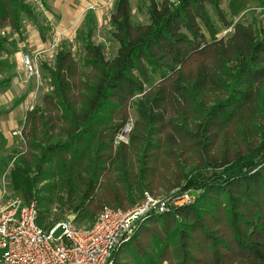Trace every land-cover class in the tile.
Returning <instances> with one entry per match:
<instances>
[{
  "label": "trees",
  "instance_id": "16d2710c",
  "mask_svg": "<svg viewBox=\"0 0 264 264\" xmlns=\"http://www.w3.org/2000/svg\"><path fill=\"white\" fill-rule=\"evenodd\" d=\"M222 4L149 0V23L135 24L130 0H115L113 58L93 40L89 12L77 38L81 61L61 44L54 64H42L51 91L26 113L13 191L27 202L38 200L40 185L64 191L78 225H91L105 206L128 211L146 193L195 194L144 218L115 264H264V26L238 21L220 36L219 23L231 26ZM27 24L47 41L31 4L0 0V30L21 38ZM6 41L0 36L8 54ZM132 105L130 142L115 146ZM6 165L0 157V171ZM55 221L40 212L41 226Z\"/></svg>",
  "mask_w": 264,
  "mask_h": 264
},
{
  "label": "built area",
  "instance_id": "2783aa9c",
  "mask_svg": "<svg viewBox=\"0 0 264 264\" xmlns=\"http://www.w3.org/2000/svg\"><path fill=\"white\" fill-rule=\"evenodd\" d=\"M258 10L264 11V0ZM105 14L111 23L112 13ZM232 30L230 26L228 31ZM42 54L43 51L25 52L20 59V67L29 80L37 82V87L43 75ZM33 108L30 102L28 110ZM134 123L132 117L119 131L115 146L129 144ZM22 131L23 126L13 135L23 140ZM174 199L175 205H184L191 202L192 196L183 193ZM167 201L169 198L164 200L146 193L128 211L105 206L91 225L80 226L71 218L45 228L39 224L37 202H27L12 191L5 174L0 186V264H115V251L131 240L139 223L150 213L165 210Z\"/></svg>",
  "mask_w": 264,
  "mask_h": 264
},
{
  "label": "rangeland",
  "instance_id": "374dc122",
  "mask_svg": "<svg viewBox=\"0 0 264 264\" xmlns=\"http://www.w3.org/2000/svg\"><path fill=\"white\" fill-rule=\"evenodd\" d=\"M29 4H31L36 13L39 15L40 19L44 22L47 23V29L45 30L46 37L47 39H54L55 30L56 27H60L59 29H69V26L74 29H85V18L86 14L88 13L86 10L83 15H78L77 13H69L68 17H61L58 15H53L52 20L48 19L49 11L47 10V6L45 3H43L41 0H26ZM107 2L105 5L102 6L103 10V23L102 25L96 26L95 24V30H94V37H95V42L97 44H101L104 47L105 55L107 59H111L116 55V51L118 50L119 44L118 42L114 39L113 37V30H112V25L110 22L107 20V16L105 14L106 11H109L113 13L114 9L109 10L108 7L111 9L110 5L114 4V0H112L111 4ZM149 0H130L131 2V8H132V19L135 24H148L149 23V16L147 13V5H148ZM158 2H163L164 0H156ZM47 4L49 3V0L46 1ZM49 5V4H48ZM210 15L215 18L214 12L211 7L208 8ZM238 21L244 22V23H254L264 26V11L262 10H252L249 13H247V16H245L244 19H240ZM236 21V22H238ZM232 23L231 26H234L236 23ZM220 27V36H228L232 33V31H228L229 27H225L222 24L219 23ZM38 29L32 25L28 24L26 26V31L22 35L21 38H19L18 35L13 34L11 29L9 27L3 28L0 30V36L4 37L7 39L5 43L6 51L8 52L5 53L4 51L0 52V60L2 61H9V66L6 68H2L0 66V82L3 81V79L7 78L10 75H22L24 79L29 81V91L33 90L32 96H30L31 103H33L34 107H39L43 103V97L46 93L51 91V87L49 85V81L47 78H45V73L43 71L42 79H41V84L39 87H37V82L33 79H28L26 74L24 73L23 69L19 70L20 66V59L22 53L28 52L29 49L27 45L29 43H35V41L38 40V34L36 33ZM206 31V29H205ZM40 35V34H39ZM62 34L58 35L56 38V41H59V45L64 44L66 45L74 54L75 58L79 61H81V58L83 56V52L80 48V43L76 42V39L70 40L67 38H64L61 36ZM62 37V40H61ZM209 37V36H208ZM210 38V37H209ZM16 43V45H14ZM53 50V49H52ZM57 50V47L55 51ZM32 53V52H31ZM34 53V52H33ZM53 56H48L45 57V59L42 61L43 63H48L50 65H53L55 62V56L56 52H53ZM20 54V55H19ZM20 58V59H19ZM20 71V72H19ZM47 79V81H45ZM13 82L8 83L5 87H7L4 90L9 89L8 91V96L12 98L9 100L8 98L3 97V101L8 99V104H12L15 102L16 99H18L20 96H22L25 92V88H22V86H16V88H13ZM129 115L133 117L134 119L136 118V111L135 108L132 107L128 111ZM15 129L14 131H16ZM13 131V132H14ZM25 144L22 141V139L18 136H12V140L9 144V146L1 145L0 146V157H3L6 159L7 165L6 167L3 168V171H0V186H1V180L3 176L6 174V180L9 184V187L11 188V183H10V173L14 165V158H19L22 156L25 152ZM48 185V184H45ZM43 185H40L38 187V200L37 205L38 209L41 212V215L47 218V223H50L51 221H55L58 223L59 221H64L67 219H71L75 217L74 212L70 209L69 205L67 204V196L65 192L61 191H54L53 192H47L45 190L40 191L39 189L43 188ZM12 190V188H11ZM13 191V190H12ZM15 192V191H14ZM18 194L17 192H15ZM19 195V194H18ZM192 196L195 195L194 193L191 194ZM171 197V198H169ZM169 201H167L166 205L171 206L175 205V199L170 195ZM166 200L167 198H163ZM80 225H89L90 222L82 221L78 222ZM61 231L58 233V235H61Z\"/></svg>",
  "mask_w": 264,
  "mask_h": 264
},
{
  "label": "crops",
  "instance_id": "0c3cea01",
  "mask_svg": "<svg viewBox=\"0 0 264 264\" xmlns=\"http://www.w3.org/2000/svg\"><path fill=\"white\" fill-rule=\"evenodd\" d=\"M47 1V0H46ZM109 0H49V5L46 2V8L49 11L48 19L52 20L53 15H58L61 17H68L69 13H77L78 15H83V13L88 10L86 14L85 21L87 19V16L89 12H91L94 16V30H95V24L96 26H99L104 24L103 23V10L102 6L105 5ZM115 4V0H114ZM114 4L110 5L111 10L114 9ZM260 3L258 0H223L222 8L224 11L227 13L228 18L232 23L244 19L245 16H247V13H249L252 10H258L260 7ZM86 23V22H85ZM28 25V24H27ZM60 27H56L55 30V37L54 39H47V41H43L41 39V36L39 35V30L36 31L38 34V40L35 41V43H29L27 45L29 51L28 52H38V51H43L42 54V61L45 59V57L48 56H53V52H57V50H52V46L54 45L56 38L58 35L62 34L61 36L70 40L78 38L79 30L80 29H74L69 26V29H59ZM82 29V28H81ZM61 37V40H62ZM93 40L95 41V37L93 34ZM77 42V41H76ZM57 46V49L59 47ZM56 54V53H55ZM20 55V54H19ZM20 59V58H19ZM50 65V64H49ZM19 70H22L20 66ZM20 72V71H19ZM43 73V69H42ZM47 81V79H45ZM13 88H16V86H22V88H25V92L22 96H20L18 99H22L19 104L14 105L8 104V99L3 101V97L8 98V91L7 90H2L0 92V135L6 139L7 143L6 145L9 146L12 136L13 131L15 129H20L23 126L26 113L28 111V104L30 103L31 99L30 96L33 94V90L29 91V81L24 79L22 75H16L14 79L12 80ZM12 98L9 97V100ZM17 100V99H16ZM15 100V101H16Z\"/></svg>",
  "mask_w": 264,
  "mask_h": 264
}]
</instances>
